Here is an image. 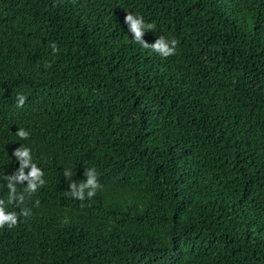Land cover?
I'll list each match as a JSON object with an SVG mask.
<instances>
[{
	"label": "trees",
	"instance_id": "obj_1",
	"mask_svg": "<svg viewBox=\"0 0 264 264\" xmlns=\"http://www.w3.org/2000/svg\"><path fill=\"white\" fill-rule=\"evenodd\" d=\"M20 146L45 185L8 205L31 215L0 264H264V0H0L6 201ZM89 168L102 188L72 198Z\"/></svg>",
	"mask_w": 264,
	"mask_h": 264
},
{
	"label": "clouds",
	"instance_id": "obj_2",
	"mask_svg": "<svg viewBox=\"0 0 264 264\" xmlns=\"http://www.w3.org/2000/svg\"><path fill=\"white\" fill-rule=\"evenodd\" d=\"M124 22L128 26V31L132 34L133 40L143 48L150 49L163 58L176 54L178 45L176 39L169 40L164 36H158L155 42L151 44L143 39L147 31H154V25L151 23L146 24L142 16H136L129 12L125 15ZM52 47L53 52L57 51L55 45ZM17 103L18 106L22 107L25 103V97L19 95ZM16 135L21 139H28L29 137V133L23 128H20ZM12 155L18 161L19 167L11 175L3 177V180L6 181L5 186L8 189V198L7 201L0 199V229L5 228V226L9 229L16 227L18 225V217L21 215L25 218L29 217L31 215L29 209L21 208L20 212L17 213L16 211H8V205L20 207L24 204L26 197L30 198L39 188L45 185L44 172L33 162L30 148L20 146L13 151ZM63 175L70 182V191L67 194L80 201L93 198L97 191L102 188L95 168L86 169L84 171L86 179L81 181L73 180L72 173L69 170H65ZM25 182L26 186L23 192H18L17 185Z\"/></svg>",
	"mask_w": 264,
	"mask_h": 264
}]
</instances>
